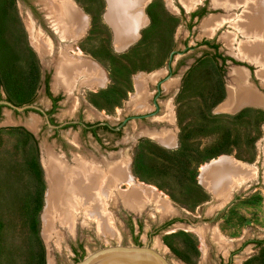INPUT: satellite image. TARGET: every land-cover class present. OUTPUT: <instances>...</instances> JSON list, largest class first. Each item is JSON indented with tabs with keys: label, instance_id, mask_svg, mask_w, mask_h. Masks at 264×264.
<instances>
[{
	"label": "rangeland",
	"instance_id": "374dc122",
	"mask_svg": "<svg viewBox=\"0 0 264 264\" xmlns=\"http://www.w3.org/2000/svg\"><path fill=\"white\" fill-rule=\"evenodd\" d=\"M76 2L87 17L78 53L99 67L104 81L96 87L75 85L70 94L64 91L65 98L54 120L62 124L78 119L80 114L84 124L105 123L119 132L100 128L97 137H93L75 126L62 129L56 137L52 128L44 127L43 120L32 112L14 114L5 106L0 109V264H38L41 252L44 264H72L99 246L135 245V235L141 244H149L171 264H217L220 249L226 255L228 249L237 250L246 240L264 242V108L246 105L235 112L219 109L228 99L231 69H244L248 83L263 97L264 85L256 76L255 64L231 61L238 58L236 48L243 38L239 35L233 48L228 46L223 37L232 32L229 24L214 30L211 36L201 32L204 20L228 13L214 7L213 0H200L191 11L180 0H148L142 8L146 22L138 30L137 39L118 51L113 29L104 19L107 1ZM241 10L233 13L240 14ZM199 11L202 15L191 20V14ZM26 12L23 1L15 4L14 0H0V95L2 100L17 106L27 99L22 82L30 62ZM207 42L214 43L217 50ZM167 75L161 84L162 94L155 100L157 114L122 124L128 117L154 110L149 100L156 83ZM141 77L147 79L143 99L146 109L139 111L135 110L133 97L137 93L136 79ZM18 80L22 83L17 84ZM53 82V93L63 91L54 89ZM37 99L40 105L47 106L40 96ZM165 115H169L167 120L160 119ZM32 121L34 128L29 125ZM159 132L170 133L173 144L158 142L154 136ZM227 134L229 153L211 158L210 150ZM46 148L69 163L74 155L87 160L128 162L135 185L166 201L172 215L199 226L195 231L201 239L184 222L181 227L158 230L147 239V234L155 231L166 217L157 212L155 201L145 200L144 207L134 211L117 199L109 206L117 231L114 236L99 233L79 218L74 232L57 225L62 233L57 248L43 232L49 190L44 165ZM181 150L187 157L182 168L175 170L169 162ZM222 158L235 161L252 174L232 190L224 203L215 199L200 180L203 167ZM33 160L40 169L38 180L30 169ZM131 187L119 182L115 189L121 193ZM202 212L205 217L218 213L209 223L211 230L202 226ZM215 234L220 240L214 238ZM239 249L232 264H264V245L248 244Z\"/></svg>",
	"mask_w": 264,
	"mask_h": 264
},
{
	"label": "bare ground",
	"instance_id": "6f19581e",
	"mask_svg": "<svg viewBox=\"0 0 264 264\" xmlns=\"http://www.w3.org/2000/svg\"><path fill=\"white\" fill-rule=\"evenodd\" d=\"M106 1L108 11L104 19L113 29L114 47L120 51L137 39L138 30L144 25V21L146 22L142 8L148 0ZM180 1L188 11L200 2V0ZM39 2L53 15L62 38L67 36L73 38L84 32L87 17L68 0H39ZM213 5L221 7L228 15L212 16L204 20L201 26L202 34L211 36L214 30L229 24L232 32L224 35L226 44L233 48L237 37L241 35L243 40L238 42L235 53L241 59L237 58V60L255 64L258 68L256 76L264 85V0H213ZM236 9H242L241 13H233ZM27 23L29 24V21ZM36 38L38 50L43 55H47V43L40 36ZM65 54L61 50L58 59L54 62V89L60 88L70 94L75 85L96 87L95 85L103 84L104 75L94 62L83 58L81 54H77L74 59L67 58ZM230 75L232 83L229 87L228 99L219 108L220 110L235 112L246 105L264 108V97L248 83V74L244 69L233 68ZM144 83H147L146 78L136 79L137 93L133 97L135 110L146 109L143 100L146 92ZM168 116L165 115L160 119L167 120ZM29 125L34 128L35 121L30 122ZM154 137L161 144H173V136L170 133L159 132ZM45 151V164H43L49 190L43 216V232L46 240L50 242L54 240L57 248H60L62 241V233L57 230V225L66 231L74 232L79 218H82L85 224L96 227L101 234L108 233V236L115 234V221L109 206L117 199H120L126 208L134 211L141 210L145 200H153L157 212L162 216L173 213L166 201L163 202L151 190L135 185L126 161L115 162L106 159L97 161L92 158L87 160L88 158L74 155L72 162L69 163L51 150L46 148ZM251 176L248 168L222 158L203 167L200 180L204 186L209 187L215 199L224 203L231 197L232 190L244 184ZM119 182L128 183L132 187L128 192L120 193L116 190ZM213 236L216 240H220L216 234Z\"/></svg>",
	"mask_w": 264,
	"mask_h": 264
},
{
	"label": "flooded vegetation",
	"instance_id": "af4514ba",
	"mask_svg": "<svg viewBox=\"0 0 264 264\" xmlns=\"http://www.w3.org/2000/svg\"><path fill=\"white\" fill-rule=\"evenodd\" d=\"M17 0H14L16 4ZM21 2L25 4V7L27 8V20L25 19V26H26V32H27V40H28V54H29V63L27 65V74L25 79L22 81L25 85L26 89V96L27 99L26 101L21 104V105H16L13 104L16 107H23V106H33L34 108H28L23 110L22 112H17L16 110H12L14 114H20V113H25V112H32L34 113L36 117L39 119L43 120L44 122V127H49L48 123L53 126L51 129L53 131V134L56 137H59V133L62 129H65L66 127H75V126H80L81 129L84 132L90 133L93 137H97V131L98 129H105L109 130L112 132L117 133L118 130H114L108 127L107 124L101 123V124H84L81 122V117L80 114L78 115V119H70L68 121L59 123L54 120V115L57 113V110L60 106V102L63 98H65L64 91H61L59 93H53L51 88H50V82L54 80L52 75L55 74V69L53 67L54 62L58 59V56L61 52V50L66 53L65 56L67 58L74 59L78 52L81 53L78 44H79V39L81 38L82 34L77 36H68L66 38H62L60 34V30L54 22V17L52 14H50L47 9L44 8L43 4L39 2V0H20ZM68 2L73 5L74 7H78L76 0H68ZM79 8V7H78ZM238 10V9H236ZM235 10H233L234 12ZM202 15L201 11L192 13L190 16V19L193 20L194 18H198ZM53 22H52V21ZM29 21V24L27 23ZM34 36V37H33ZM36 36H40L48 46V54L43 55L37 47V38ZM75 37V38H74ZM45 38V39H44ZM207 44L211 49L217 50V46L214 43H205ZM82 55V54H81ZM171 59V57H170ZM223 61L225 60L224 57L221 58ZM232 62L238 63L235 61L233 58L231 59ZM168 70L171 71L170 66L168 67ZM249 71V70H248ZM249 79H251L252 74L249 71ZM254 76V75H253ZM169 76L167 75L164 79L159 80L156 85H155V92L150 98V104L153 105L155 108L151 112H146L143 114H139L136 116H131L126 118V121H124L122 124H126L129 119H135L139 118L141 120L146 119L147 117L150 119L151 117H154V115L157 114L158 112V105L157 102L155 101L158 99L161 94H162V86L161 84L163 81H165ZM21 81H17V84H19ZM21 82V83H22ZM41 97L43 100L47 102V106L40 105L38 103V97ZM0 100H2V97L0 95ZM7 101V100H5ZM9 102V101H8ZM4 106H0V109ZM6 107V106H5ZM8 108V107H7ZM48 121V123H47ZM123 126V125H122ZM59 127V128H58ZM148 137V136H147ZM150 138V137H149ZM108 148L107 146L105 149ZM198 184L201 186L198 180ZM218 213H214L212 217H205L204 212L201 213L202 218L205 221H202L201 224L203 227H208L209 230H211L209 223L217 216ZM199 215V214H198ZM216 219V218H215ZM186 223L187 227H190L188 229H191L198 238L201 239V236L195 231L196 228H200L199 226H195L194 224L189 223L187 220L182 219L180 216L174 215H168L162 219V222L157 228H155V231H151L147 234V239L151 237V235L158 230H165L169 229L171 227H181L179 225H182L180 223ZM140 226V225H139ZM184 227V226H183ZM138 235H135L134 240L136 245H143L141 244L140 241H138ZM206 240V238H204ZM214 243V242H213ZM251 244L254 246L258 245H264V242H258L254 240H246L244 242H241L238 245V249L233 250V249H228L226 255L222 254V249L218 251V261L217 264H232L233 262V257L236 256L238 251L240 250L239 248H243L246 245Z\"/></svg>",
	"mask_w": 264,
	"mask_h": 264
},
{
	"label": "water",
	"instance_id": "95a60500",
	"mask_svg": "<svg viewBox=\"0 0 264 264\" xmlns=\"http://www.w3.org/2000/svg\"><path fill=\"white\" fill-rule=\"evenodd\" d=\"M235 61H239L233 58ZM243 62V61H239ZM6 106L17 112H22L33 106L16 107L8 101L0 100V106ZM48 123V121H47ZM50 128H53L48 123ZM59 128V127H58ZM72 264H171L167 258L147 245H134L117 243L114 245L99 246L97 249L85 254Z\"/></svg>",
	"mask_w": 264,
	"mask_h": 264
},
{
	"label": "trees",
	"instance_id": "16d2710c",
	"mask_svg": "<svg viewBox=\"0 0 264 264\" xmlns=\"http://www.w3.org/2000/svg\"><path fill=\"white\" fill-rule=\"evenodd\" d=\"M228 142H229V135L227 134L226 136L221 138V140L214 146V148L212 150H210V157L212 158L214 156H219V155H222V154L229 153ZM172 157H173V159L170 160L169 163H171L173 168L175 170H177V168L179 166H181V168H182V165L184 164V158H186L187 155H186V152L181 150V151H178V152L174 153L172 155ZM30 163H31L30 164V169L32 171V174L34 175L35 180H38L40 178V169H39L38 163L35 160L30 161ZM188 165H189V163L187 164V166ZM194 177L195 176L193 175L192 180L194 179ZM40 196H41V194L38 195L37 201H36L37 202L36 203L37 209H39V206H40V201H41ZM34 199H36V196H35ZM43 255H44L43 252H41L38 264H44V256ZM82 257H80V258H82Z\"/></svg>",
	"mask_w": 264,
	"mask_h": 264
}]
</instances>
